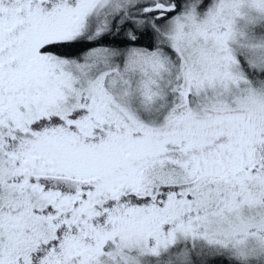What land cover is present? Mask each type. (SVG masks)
I'll list each match as a JSON object with an SVG mask.
<instances>
[{
	"label": "snow or ice",
	"instance_id": "1",
	"mask_svg": "<svg viewBox=\"0 0 264 264\" xmlns=\"http://www.w3.org/2000/svg\"><path fill=\"white\" fill-rule=\"evenodd\" d=\"M0 264H264V0H0Z\"/></svg>",
	"mask_w": 264,
	"mask_h": 264
}]
</instances>
